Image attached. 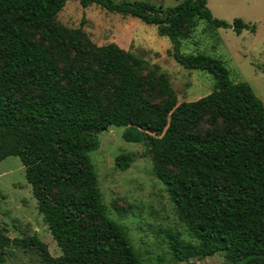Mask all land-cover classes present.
<instances>
[{"label":"trees","instance_id":"obj_1","mask_svg":"<svg viewBox=\"0 0 264 264\" xmlns=\"http://www.w3.org/2000/svg\"><path fill=\"white\" fill-rule=\"evenodd\" d=\"M67 1L0 0V162L20 160L61 251L52 258L36 235L11 239L0 226V264L11 247L37 253L41 264H142L125 227L107 216L88 157L110 126L146 148L194 240L169 231L173 262L222 253L225 264H264V105L246 82L230 81L220 59L183 55L179 42L200 20L237 35L252 27L214 18L208 0H78L160 26L177 64L214 77L209 94L177 103L164 73L57 25ZM133 162L121 154L114 164L125 171Z\"/></svg>","mask_w":264,"mask_h":264},{"label":"rangeland","instance_id":"obj_2","mask_svg":"<svg viewBox=\"0 0 264 264\" xmlns=\"http://www.w3.org/2000/svg\"><path fill=\"white\" fill-rule=\"evenodd\" d=\"M118 1V0H116ZM152 4L170 7L183 0H150ZM214 18L232 24L236 20L252 27L237 35L231 29H212L198 21L179 39L183 55L203 54L220 59L231 82H246L264 105V0H208ZM57 25L81 29L95 46L115 43L145 63L147 69L164 73L177 103L197 100L209 94L214 77L204 71H189L172 56L169 39L160 34V26L148 25L136 18L111 13L99 5L83 8L78 0H68L57 15ZM124 128L110 126L98 135V149L88 154L98 179L107 216L124 226L142 264H225L218 253L202 260L175 263L169 249L168 233H178L185 242L194 243L178 221L173 203L157 179L151 160L142 144L122 138ZM130 155L134 162L121 171L115 158ZM0 226L9 238L37 236L52 258L61 255L51 238L31 186L25 179L24 166L17 157L0 162ZM3 264H41L35 252L8 248Z\"/></svg>","mask_w":264,"mask_h":264}]
</instances>
